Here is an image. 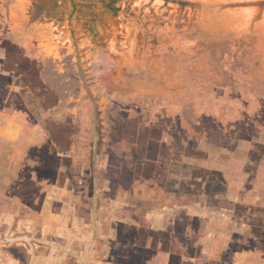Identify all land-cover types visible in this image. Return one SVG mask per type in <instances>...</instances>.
<instances>
[{
	"label": "rangeland",
	"instance_id": "rangeland-1",
	"mask_svg": "<svg viewBox=\"0 0 264 264\" xmlns=\"http://www.w3.org/2000/svg\"><path fill=\"white\" fill-rule=\"evenodd\" d=\"M9 109L53 136L59 157L40 160L37 178L60 167L85 225L95 210L93 235H47L31 264L45 252L52 264L105 263L111 210L127 217L124 232L160 210L181 241L201 197L233 213L212 199L226 180L264 190V0H0V110ZM241 208L248 222L254 210Z\"/></svg>",
	"mask_w": 264,
	"mask_h": 264
},
{
	"label": "flooded vegetation",
	"instance_id": "flooded-vegetation-1",
	"mask_svg": "<svg viewBox=\"0 0 264 264\" xmlns=\"http://www.w3.org/2000/svg\"><path fill=\"white\" fill-rule=\"evenodd\" d=\"M50 138L53 139L51 132L33 124L26 115L12 109L0 110V219H15L0 222V240L9 243L2 246L7 257L0 255V264H12L9 236L23 221L27 224L24 229L36 239L35 235L41 239L55 235L66 241L77 239L74 243L79 244L80 235H93L94 228H87L94 226L95 210L92 207L86 211L88 223L85 225V219L78 212V194H72L76 185L68 179L61 180V168H55L53 180L37 178L46 171L40 160L59 157L53 151ZM244 185L237 179L226 180L222 194L212 196L215 202L225 198L232 203L233 213L226 214L224 206L218 203L207 206V199L202 197L198 205L190 206L181 241L172 237L171 227L167 226L173 225L174 220L167 222L160 210L146 214L147 226L135 221L125 232L121 226L127 217L119 216L114 210L104 212L103 219L110 228L104 239L107 261L103 264H138L136 261L139 264H264V190L255 180ZM88 202L91 206L95 204L93 197ZM241 207L254 210L248 222L243 220L246 212ZM131 227L138 231L136 239L127 238ZM21 231L17 232L22 234ZM138 242L140 252L132 247ZM47 243L45 240L42 246ZM122 245L123 248H118ZM53 256L45 252L37 263L52 264Z\"/></svg>",
	"mask_w": 264,
	"mask_h": 264
},
{
	"label": "crops",
	"instance_id": "crops-1",
	"mask_svg": "<svg viewBox=\"0 0 264 264\" xmlns=\"http://www.w3.org/2000/svg\"><path fill=\"white\" fill-rule=\"evenodd\" d=\"M4 219L9 220V222H11V220L15 221V219L13 217H9V218L8 217H2L0 219V222L4 221ZM26 225L27 224L23 221L22 225H20L19 228H17V229L14 228L13 233L10 234V236H9L12 239V245L11 246L13 248V257L11 259L13 261L12 264H19V262H18L19 258L16 255L18 250L25 252V254H26L25 256L28 259V263L27 264H29L30 254H33V252L36 250L34 246L39 247V250H40V247H43L42 245H44V244H42V242L44 243L45 236H44V239L39 238V236H38L37 239L34 238V235H32L31 233H28L27 229H24L25 228L24 226H26ZM18 230H19V232L21 231L23 233L19 234L17 232ZM5 239L7 240V237H5ZM4 241L5 240H2V239L0 240V249L2 248L3 245H7V246L9 245V243L4 244ZM21 248H22V250H21ZM2 250H3V252H2ZM0 253H1L0 255H3V257H7L6 253H5V250L3 248L0 250Z\"/></svg>",
	"mask_w": 264,
	"mask_h": 264
},
{
	"label": "trees",
	"instance_id": "trees-1",
	"mask_svg": "<svg viewBox=\"0 0 264 264\" xmlns=\"http://www.w3.org/2000/svg\"><path fill=\"white\" fill-rule=\"evenodd\" d=\"M103 7V13L106 11L110 12V13H116L118 11L117 8H113L112 7V3H109V4H106V3H103L102 5ZM94 22H92L90 25L87 26V30L89 33H92L93 32V29H94Z\"/></svg>",
	"mask_w": 264,
	"mask_h": 264
}]
</instances>
